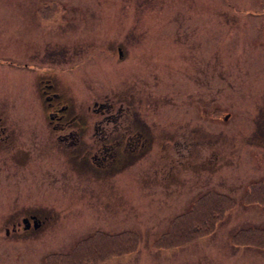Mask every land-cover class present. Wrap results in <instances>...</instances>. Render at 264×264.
<instances>
[{"label":"rangeland","instance_id":"374dc122","mask_svg":"<svg viewBox=\"0 0 264 264\" xmlns=\"http://www.w3.org/2000/svg\"><path fill=\"white\" fill-rule=\"evenodd\" d=\"M41 4L52 6L49 22L31 13ZM188 17L212 86L201 106L202 91L188 81L200 46L180 39ZM50 79L90 125L104 113L88 110L104 96L133 103L150 126L152 151L137 152L110 177L92 163L69 169L57 140L64 133L53 134L46 118ZM0 116L10 126L0 138V264H43L99 231L139 238L135 252L102 264H264V248L232 243L238 231L264 227V205L243 198L264 178V0H0ZM212 190L236 202L212 235L176 249L154 246L177 213ZM38 208L54 219L35 240L21 242L11 227L6 235L11 217Z\"/></svg>","mask_w":264,"mask_h":264},{"label":"flooded vegetation","instance_id":"af4514ba","mask_svg":"<svg viewBox=\"0 0 264 264\" xmlns=\"http://www.w3.org/2000/svg\"><path fill=\"white\" fill-rule=\"evenodd\" d=\"M190 11H194V14H191L190 16L193 20L196 17L197 11L194 9H191ZM191 19L188 17V19L181 20L184 25L182 24L183 26L181 27L180 39L182 40V38H185V42H187V39L194 43L197 42L200 46V50L197 52V55H192L195 57V62L192 66L193 76L188 81L191 84L193 83V86L196 88V92L202 91L199 95L196 94V104L198 103V105L201 106L202 104L200 105L199 100L202 99V95H204L203 91L205 90L211 92L212 86L208 88V85L210 84L203 75V66L200 63L201 55L204 54L202 48L203 43L201 41L191 40V37L195 36V30H197ZM189 25H191V29H189ZM192 34L194 36H189ZM188 49L192 51L197 49V47L194 48L192 46H188ZM119 52V59L121 62L124 60L122 45L119 46ZM215 52L216 51H213L211 53ZM59 55L61 56L62 53ZM204 72H206V68H204ZM50 80H48L45 84L46 89L44 92V102L46 107L50 109V114L46 118L49 125L52 126L51 132L53 134L64 133L59 135L57 140L61 143V146L64 149L65 154L63 157L69 169L73 171L84 169L87 165L92 163V158L98 159V155L100 153L108 150V146L110 145L108 139H120V136L122 135L130 138H137V135L140 134L141 136L146 137V140L141 144V147L147 151L151 148V145L148 144V137L152 135L146 131L150 128V126L144 122V120H140L139 111L135 109V105L133 103L128 105L127 102L124 103L121 99L118 100L115 94L113 97L110 95L104 96V101L101 103L96 101L94 106L88 110L100 115L104 113L103 116H100L99 120H95L94 123L90 125V120H88L87 117L80 115V113L74 109L71 102L59 93V87L57 85L58 82L54 81V79ZM184 81H187L186 76H184ZM186 83L188 84V82ZM187 84L184 85L188 86ZM182 90L184 92L187 88L182 86ZM191 95L193 94H188V98L184 102L185 106H190V98H192ZM132 99L133 97L130 98L131 101ZM178 105H180V103H178ZM124 107L126 110H124ZM209 111L206 116H208ZM198 117L200 116L195 115L194 120L195 118L198 119ZM191 120H193L192 117L190 121ZM8 123L9 121L5 116H0V138L2 139L3 137H6L7 132L10 131ZM89 130L90 132L88 133ZM139 131H141V133H138ZM197 132H199V130L194 127L192 134H196ZM88 136L94 140V144L92 146L84 143V139ZM187 137L188 136H185V138ZM189 143H191V141H189ZM50 145L51 143H48L45 146L48 147ZM191 146L192 145H189L188 147L191 148ZM62 147L59 148L62 149ZM115 149L116 147L114 146L111 150L115 151ZM19 151L22 150L19 149ZM26 158L27 157H25L23 162H26ZM52 219L54 218L50 212L44 213L39 210V208L35 210L29 209L23 212L21 210V213H19L16 217H11L7 221L5 233L8 236L10 234L11 227L15 233H22L21 235H18L19 238L38 236L51 224Z\"/></svg>","mask_w":264,"mask_h":264},{"label":"trees","instance_id":"16d2710c","mask_svg":"<svg viewBox=\"0 0 264 264\" xmlns=\"http://www.w3.org/2000/svg\"><path fill=\"white\" fill-rule=\"evenodd\" d=\"M145 140L146 137L140 134L137 135V138L122 135L120 139H108L110 142L108 150L100 153L98 159H91L92 164L96 167V172L107 170V172L103 171V174L110 177L112 173L122 171L130 163H133L130 158H133V161L137 160L138 157L133 156L134 154L139 152L142 155L146 152L141 147ZM114 146L116 147L115 151L111 150ZM116 159L118 160L116 161ZM108 161L116 163L111 171L104 165ZM119 163L121 164L116 166ZM245 203L264 205V181L253 183L250 186L245 196ZM234 205L235 202L232 198L215 194L206 195L190 212L183 214L173 223L170 233L160 239L157 246L161 248L179 246L213 233ZM233 243L238 246L264 247V228L240 230L233 236ZM138 246L139 238L132 231L118 234L99 231L81 240L73 250L67 253L49 254L44 258V264H102L110 259L133 253L138 249Z\"/></svg>","mask_w":264,"mask_h":264}]
</instances>
